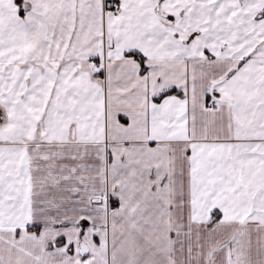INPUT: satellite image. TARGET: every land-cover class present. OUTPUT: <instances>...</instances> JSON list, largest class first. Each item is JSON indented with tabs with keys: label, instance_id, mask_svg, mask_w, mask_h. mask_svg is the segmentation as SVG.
<instances>
[{
	"label": "snow or ice",
	"instance_id": "snow-or-ice-1",
	"mask_svg": "<svg viewBox=\"0 0 264 264\" xmlns=\"http://www.w3.org/2000/svg\"><path fill=\"white\" fill-rule=\"evenodd\" d=\"M0 264H264V0H0Z\"/></svg>",
	"mask_w": 264,
	"mask_h": 264
}]
</instances>
